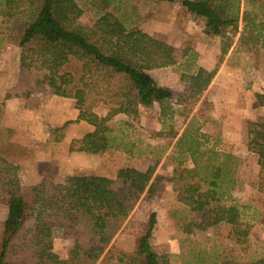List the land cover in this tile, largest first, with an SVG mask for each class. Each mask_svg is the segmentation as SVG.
<instances>
[{
  "label": "trees",
  "instance_id": "trees-1",
  "mask_svg": "<svg viewBox=\"0 0 264 264\" xmlns=\"http://www.w3.org/2000/svg\"><path fill=\"white\" fill-rule=\"evenodd\" d=\"M182 4L204 19L207 35L226 39L223 55L231 44L229 32H240L250 45L264 48V0H183ZM110 5L111 0H102V13L86 27L79 22L77 0H0L9 39L21 50L17 82L6 90L4 99L28 98L36 88L49 86L55 95L73 99L79 111L76 120L55 132L79 121L93 127L71 141L70 153L121 151L130 157L150 156L153 151L141 147L126 131L132 122L119 127L115 117L125 114L132 119L142 107L158 103L169 125L153 134L176 139L171 181L177 200L189 207L184 231L191 234L224 225L235 244L232 251L247 253L253 225L242 218L233 195L239 157L211 145L210 136L193 122L195 118L182 133L174 129L178 113L174 91L159 84L151 70L178 64L177 49L139 26H128L109 11ZM196 56L193 51L189 57V67H196L191 83L194 102L219 68V64L213 70L197 67ZM255 97L257 106L264 109V92ZM97 107L106 108L107 114H98ZM4 112L2 104L0 129ZM250 125L252 150L260 166L259 190L264 193V114ZM62 137L63 133L55 141ZM156 167H125L115 177L75 175L67 183L47 176L36 184H23L16 163L0 152V204L8 207L1 223L0 264H97L141 197L164 193L165 183ZM156 223L154 212L138 233L137 249L122 251L120 264H161L151 244ZM57 227L75 231L66 258L54 249ZM222 264H264V257L239 263L232 255Z\"/></svg>",
  "mask_w": 264,
  "mask_h": 264
},
{
  "label": "rangeland",
  "instance_id": "rangeland-1",
  "mask_svg": "<svg viewBox=\"0 0 264 264\" xmlns=\"http://www.w3.org/2000/svg\"><path fill=\"white\" fill-rule=\"evenodd\" d=\"M182 1L111 0L109 11L114 12L128 26H139L157 38L177 46L176 58L179 63L157 69L152 74L159 84L172 86L175 90L173 106L178 113L173 123L176 131L182 133L195 118L193 122L201 125L202 130L210 136L211 145L239 157L236 173L238 185L233 195L241 207L242 218L253 225L252 247L247 253H242L238 249L232 251L235 244L229 239L228 228L224 225L207 230H196L191 234L184 231L185 222L189 217V207L177 200L171 181L176 166L177 155L174 147L176 139L154 136L153 132L165 130L169 125L168 121L164 122L161 117V108L156 103L151 107H142L132 119L121 117V115L114 119L119 127H123L124 122H132L133 127L127 128L126 131L140 143L141 147L153 151L150 156L130 157L121 151H110L104 156L89 155L87 159L80 160V164H77L81 167L80 172H107L110 175H116L121 168L125 167L146 169L150 165H156V174L161 176L165 183L166 189L161 196L151 199L141 197L97 264H120L122 251L134 252L137 249L138 233L154 212L157 214V223L153 230L151 244L158 253L161 264H222L223 261L229 262L232 255L239 263H245L264 257V193L259 190L260 166L257 155L252 150L250 125V122L264 114V109L258 107L255 102V94L264 92V74H261L264 70V48L250 45L248 41L242 39L240 32L228 34L227 38L231 40V44L222 57V63L226 62L242 71H238V75L232 78H225L232 82V86L239 85L241 90L238 92H240V98L244 100L241 103L244 113L242 116L233 115L234 117L231 118L219 109V113L224 116H216L217 110L213 101L210 100L216 95L206 93L207 90H205L198 101L194 102L191 98L192 76L196 67H189L191 61L189 57L193 51L197 52L195 61L197 65L198 57L201 55L198 51L199 46L210 45L218 37L207 35L204 31V19L189 12ZM77 2L80 6V24L91 27L102 13L99 8L102 0H77ZM220 38L224 40V43L227 42L226 39ZM20 51L18 43L9 39L6 25L3 23L2 10H0V109L2 104L6 109L7 103L4 101L6 90L17 82ZM255 85H258L257 89ZM53 95L49 86L36 88L27 99H20L18 105L10 106L9 110L14 108V112L9 114L8 123L1 126L0 152L16 164L22 162L26 169L31 167V163L38 158L57 155V149L61 148V145L57 146L55 140L61 133L65 134L66 128L64 131L57 132L55 129L66 122L63 121L60 126L54 124L52 122L54 110H67L70 107L73 109L75 101L64 99L62 103L56 105L51 101ZM235 105L237 104L233 103V107ZM16 109H19L18 113ZM95 110L102 116L108 112L103 107H97ZM227 119L231 122H227ZM71 124L76 123H70L67 127ZM15 126L19 128L15 129ZM226 126L227 131L224 129ZM225 134H229L231 138L229 144L232 150L224 149ZM234 149L237 152H234ZM185 163L190 165L188 161ZM17 167L21 177H24L23 184L34 182L33 179L30 180L31 175L28 172L24 173L19 165ZM38 167L48 172V177L58 183L59 181L67 183L73 177V175L65 174V181H63L60 180L61 175H58L56 180L53 176L56 171L55 166L40 165ZM7 212L8 207L0 204V242L3 231L1 223L5 220ZM54 230L56 238L54 249L58 254L59 252L67 253L65 257L63 256L66 258L74 245L75 231L68 227H57Z\"/></svg>",
  "mask_w": 264,
  "mask_h": 264
},
{
  "label": "crops",
  "instance_id": "crops-1",
  "mask_svg": "<svg viewBox=\"0 0 264 264\" xmlns=\"http://www.w3.org/2000/svg\"><path fill=\"white\" fill-rule=\"evenodd\" d=\"M151 35L154 36V34H151ZM154 37H156V36H154ZM169 44H171V43H169ZM171 45H173V44H171ZM224 47H225L224 40L221 39L220 37L215 38L213 43L210 45L201 44L198 48V51H200L201 55H200V57H198L196 66L197 67H203L206 70H213L216 67V65L219 64L218 71H217L215 77L212 79L210 85L206 89L207 90L206 93L209 92L210 94L216 95V96L210 98V100L213 101V103L215 105V109L217 110V112H215L216 116H224V115L219 113V109H220V110H222V113H225V115L232 118V117H234L233 115L242 116V114L244 112H242L243 109L241 108V103L244 100H242L240 98V92H238V91H240L241 89L239 88V85L238 86L237 85L232 86V82L230 83L229 79H226L225 77H231L232 78L235 75H238V71H242V70H237L236 68L227 64L226 62L222 63V57L225 55V54L223 55ZM175 48L177 49V46ZM167 67H169V66H167ZM167 67H162L161 69H164ZM157 69H160V68H156V69L151 70V74L153 71H155ZM261 74H264V70L261 71ZM167 87L171 88L174 91V96H176L175 90L173 89V87L172 86H167ZM257 87H258V85H255V89H257ZM233 89H235V90H233ZM20 99H27V98H11V99L4 100L5 103H7L6 104L7 107L5 109L4 116L2 119L3 125H6L8 123V120L10 119L9 114H12L14 112V108H11L9 110L10 106L13 107L14 105H18L20 103L18 100H20ZM64 99H68V101H72L70 98L57 96L55 94L53 95V98L51 101H52V103H56V105H57L58 103H62L64 101ZM70 103H72V102H70ZM233 103H236L237 105H235V107H233ZM236 107L239 109H237ZM159 108H160V105H159ZM19 109H16V113L19 112ZM55 109H56V107H55ZM234 110H235V112H234ZM54 112H55V115H53L52 122L54 124L59 125V126L61 125V123L63 121L68 122L71 120H76L78 118V115H79V111L76 108L71 109V107L68 108L67 110L56 109V110H54ZM119 115H121V117H124V116L127 117L125 114H119ZM228 121L231 122L230 119H227V122ZM75 123L76 124H71L68 127H66L65 134L63 135L61 141L55 142V143H57V146L61 145V148H60L61 152H59L60 149L59 150L57 149V153H58L57 155L47 156L44 158H38L37 160L33 161L31 163V167H27V169L22 164V162H19L16 164L17 166L19 165L21 169H23L24 173L28 172V174L31 175V176H29L31 178L30 180L31 181H32V179L34 180V182L31 184H36V183L40 182L45 176H49L48 172H44L43 170L39 169L38 166H40V165L55 166L56 171L53 173V176L55 177L56 180H58L57 176L61 175L60 180L65 181L64 180L65 174L66 175H73V176L83 175V174H99V175H106L109 177H115L116 176L114 174L110 175L107 172H99V173H92V172L88 173L85 171L80 172L81 167L77 165V164H80L79 163L80 160L87 159L89 157V155L104 156V155H107V153H109V152H103V153H98V154H91V153H86V152L70 153L69 152V146H70L71 141L75 138H81L87 132H90L93 130L92 126L85 121H79V122H75ZM228 125L229 124L227 123V126ZM227 126L224 128L225 131L228 130ZM18 128H19L18 126H15V129H18ZM83 128L85 129L84 133H83ZM228 128H229V126H228ZM230 139L231 138H230L229 134H225L224 149L232 150V148L229 144ZM58 147H60V146H58ZM234 152H237V150L234 149ZM69 157H71V159H68ZM82 169H83V167H82ZM19 177H20L21 182H22L24 177L22 178L21 174L19 175ZM61 182L62 181H59V183H61ZM54 243H56V240ZM59 254L61 255V257H63V256L65 257L67 253L61 254L59 252Z\"/></svg>",
  "mask_w": 264,
  "mask_h": 264
},
{
  "label": "built area",
  "instance_id": "built-area-1",
  "mask_svg": "<svg viewBox=\"0 0 264 264\" xmlns=\"http://www.w3.org/2000/svg\"><path fill=\"white\" fill-rule=\"evenodd\" d=\"M228 34H230V32Z\"/></svg>",
  "mask_w": 264,
  "mask_h": 264
}]
</instances>
